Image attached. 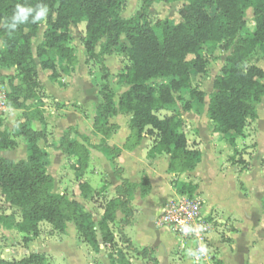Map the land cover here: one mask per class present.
Returning a JSON list of instances; mask_svg holds the SVG:
<instances>
[{"label": "trees", "instance_id": "obj_1", "mask_svg": "<svg viewBox=\"0 0 264 264\" xmlns=\"http://www.w3.org/2000/svg\"><path fill=\"white\" fill-rule=\"evenodd\" d=\"M154 2H183L180 21H152L150 10ZM18 4L33 8V12L17 29H11L10 17ZM125 5L126 0H0V68H15L19 76L11 78L7 103L11 109L22 111L24 120H17L11 131L0 118V150L16 148L15 131L29 144L26 160L17 162L0 157V195L19 210L20 221L14 227L20 234L36 236L42 223L64 234L68 224L72 223L88 246L98 250L103 245L110 251L108 258L112 264H131L124 254L119 260L113 254L118 248L112 229L117 213L121 211L124 215L122 224L129 225L134 217L131 195L139 188L142 198H146L152 190L151 182L146 175L142 176L140 184L122 178L116 196L104 204V215L99 222L94 221L93 214L80 202L65 193L54 192L55 180L48 172L46 161L48 154L40 146L41 141L47 143L48 136L38 91L40 84L35 78L37 59L43 70L52 72L53 80L59 79L61 73L69 75L78 64V57L69 45L72 40L69 29L72 25L85 23L87 62H98L104 71L99 90L101 103L94 127L107 139L118 126L107 127L102 121L118 114L131 117L130 135L123 147L109 148L112 164L116 165L115 160L123 151L132 152L143 144L147 135H155L157 138L148 157L168 155L169 172L176 177L194 172L201 155L189 146L180 111L164 118H160L158 112L176 109L179 102L185 100V90L190 91V101L183 108L185 112L191 111L192 101H204L205 92L194 87L192 72H208L205 47H209L210 54L220 47L230 52L214 81L208 114L215 125V133L228 138L234 150L237 149L236 137L244 135L249 121L258 119L257 106L264 98V69L249 66L259 47H264V0H144L131 18L122 17ZM45 6L47 17L43 21L34 20L36 13ZM250 9L254 16V31L247 28L245 20V12ZM42 24L48 30L44 42L35 52L33 41L39 36ZM99 44L101 50L97 52ZM116 53L123 54L130 63L127 70L118 75V83L128 87L118 102L111 91L105 66V57ZM15 78L19 79V84H15ZM28 101L37 104L31 106ZM31 120H38L43 129L34 130ZM73 135L79 136L82 142ZM101 146H92L88 137L79 135L71 127L56 149L74 157L72 169L84 173L89 168L90 149ZM172 186L177 194L190 197L198 190L197 184L178 178L172 181ZM79 188L84 198L94 193L87 182H82ZM98 189L97 192H102L105 186L100 184ZM0 224L13 227L2 214ZM121 236L122 242L132 247L130 241ZM133 251L151 264H159L153 250ZM47 259L43 253H32L21 260L2 259L0 264H47ZM217 264L223 263L217 261Z\"/></svg>", "mask_w": 264, "mask_h": 264}, {"label": "rangeland", "instance_id": "obj_2", "mask_svg": "<svg viewBox=\"0 0 264 264\" xmlns=\"http://www.w3.org/2000/svg\"><path fill=\"white\" fill-rule=\"evenodd\" d=\"M144 0H126V5L122 12L123 18H131L134 16L138 10L143 5ZM183 5V2H171V3H164V2H154L151 5L150 10V19L152 21L156 19H168L170 21L179 22L180 17V9ZM245 20L247 22V28L250 31L255 30V22L253 11L250 9L245 12ZM47 27L45 24H42L39 36L34 39L33 45L34 50L36 52V48L44 42L45 34H46ZM69 33L72 37L70 42V47L74 49L77 57H78V64L72 68L71 73L75 76L78 80L82 79H89L92 85L97 86L100 90V86L103 83V74L104 71L102 66L98 62H87L86 51L84 47V38L86 33V24H80L78 26L72 25L69 29ZM125 37H123V40ZM104 42V41H103ZM2 46V42L0 41V49ZM209 47H205V55L209 59L208 64V72L206 74H198L195 71L192 72L193 78V85L194 87L198 88L201 92H205V99L203 102L198 100H194L191 102L192 109L189 112L184 111V106L187 102L190 101V91H184V101H180L178 107L176 109L164 110L159 111L158 115L160 118L170 117L180 111L184 123H185V134L188 139L189 146H204L202 147V151L197 149L200 152L201 158H203V154L206 156H210L214 162L213 171L218 177L225 179L227 182L229 176H234L233 169L236 168L238 174L241 175L242 173H247L250 175H254L255 169L262 171V176L264 177V98L262 102L257 106V113L258 119L254 121H249L248 125L245 129L244 135L241 137H236L237 142V149L234 150L233 147L229 144L228 138L218 135L215 133V125L211 121L209 114H208V105H209V97L210 94L213 92V85L216 77L221 73V70L225 64L226 57L229 55V51L220 47L215 53H209ZM101 44L97 47V52H100ZM193 57H190V59ZM38 68L35 73V78L40 84L39 87V95L42 99L43 107L46 105L49 106L50 109H55V107L60 106V103L52 101H47L49 96L47 94V89L45 87L44 81H53L52 79V72L49 70H43L41 68L40 60L37 59ZM255 65L262 69H264V47L260 46L258 49L257 54L249 61V66ZM105 66L108 68L109 73V83L111 87V91L114 94L115 100H118L119 96L127 90V86L124 84H120L118 75L126 71L127 68L130 66L128 59L123 55L116 53L112 56L105 57ZM70 75V74H69ZM0 92H9L10 87L9 83L11 78H18V74L15 71V68L5 70L0 68ZM66 74L61 73L60 78H65ZM15 78V84H19V79ZM91 89V88H89ZM95 102V101H93ZM28 105L35 106L37 102L35 101H28ZM95 105V104H94ZM94 105L91 108H94ZM64 106V104H63ZM42 107V108H43ZM70 108L82 112V106L77 105L76 102L70 105ZM97 108V106H95ZM98 110V109H97ZM18 117H22V112H17ZM119 120V123L127 127L129 126L130 118L127 115H123ZM15 118V116H13ZM4 120V119H3ZM6 120V118H5ZM14 120V119H13ZM8 121H5V126H9ZM13 121H11V124ZM13 126V125H12ZM12 128V127H11ZM10 128V129H11ZM14 128H12L13 130ZM77 133L79 134L78 130L74 128ZM119 129V128H118ZM118 129L114 130L111 133L112 135H118ZM99 133V132H98ZM15 140L17 142V146L15 149L1 151L0 150V157H4L7 159H11L13 161H22L26 160L28 157L29 152V144L26 140L19 135L17 131L14 133ZM46 134L48 136V142L44 143L43 141L40 142V146L43 150H45L48 154L47 156V164H48V171L50 174L55 176L56 184H55V193H62V192H69L70 197H75L76 194H80V189L78 188L81 182L84 180L83 176H78L75 174V170L72 169V165L74 164L75 159L70 157L66 154L61 155L60 152L56 149V144H59L60 140H56L55 135L53 132L48 131L46 129ZM123 134L114 137L112 140L108 141L110 137L107 139H99L94 146H121ZM73 137H77V135H73ZM156 136H146L142 146H153L154 141L156 140ZM108 141V142H107ZM57 142V143H56ZM53 143V145H52ZM211 146V148H208ZM111 148V147H110ZM108 153V152H107ZM108 160L110 161L111 156L107 154ZM148 157V156H147ZM149 158V157H148ZM208 158V157H207ZM113 176L117 179L125 178L124 169L120 167V164L116 163V165L111 164ZM232 173V174H231ZM111 174V173H110ZM204 174L206 175L205 171ZM101 175H104L102 178V185L108 184L110 178L108 176V172L102 170ZM247 177H249L247 175ZM67 180V183H64ZM175 180V179H174ZM104 181V182H103ZM195 181V180H194ZM98 182V181H97ZM224 182V181H223ZM104 183V184H103ZM247 183L250 184V188L253 192L252 199L248 200V208L252 210L255 215H250L246 218V221L253 225L252 231L255 232L258 227V221H262V217L259 215L260 207L264 208V195L261 201V206L258 204V200L256 197L260 196V193L264 191V181L254 180L249 181ZM65 184V185H64ZM67 184V187H65ZM98 184V183H97ZM207 187H205V186ZM208 181L202 184V188L204 190L209 189ZM200 186V184H199ZM224 187L229 190L227 184H223ZM235 186L243 195L248 196L250 190L246 187L247 184L245 181L240 180V178H235ZM218 187V185H217ZM201 188V189H202ZM99 191V189H97ZM200 198L205 200L204 195L202 192L196 193ZM100 199V194H97ZM71 199V198H70ZM104 203V202H103ZM100 203L99 200L97 204ZM206 204V203H205ZM205 209V207H204ZM225 207L222 209L221 207H211L209 210L210 214L218 219V226L213 231L212 236L217 240L218 232L222 233L221 242L225 243V247L231 248L234 244V237L238 233V227H236L237 223L239 222L234 215L227 213ZM205 212V210H204ZM0 214L3 216L8 217V221L13 224V227L9 228L8 226H4L0 224V260L6 258L7 260H20L23 257H27L32 253H38L43 248V243L47 239L51 240H61V242L66 241V244L63 247H58V244H52L51 246L54 247L55 258L51 256H47V264H101L100 261H96L97 257L95 253H92V248L88 246L83 240L80 238L79 233L73 226L68 227L67 231L64 234H60L58 232L53 231L52 227L47 223H42L39 226V233L33 237H23L14 227L20 221V212L17 208L12 207L10 204L4 201L3 198L0 197ZM259 215V217H258ZM244 216H241V220L243 221ZM259 218V219H258ZM261 219V220H260ZM238 221V222H237ZM257 221V222H256ZM264 221V216H263ZM247 223V224H248ZM223 230L221 229V225H223ZM151 225V226H150ZM154 224H149L146 219H143V222L140 225L130 232L132 240L135 242V246L137 248H144L148 243H154L155 239H151L150 230L151 229H162L157 228ZM113 230L116 234L120 231V226L118 224L113 225ZM227 232V233H226ZM170 233V232H169ZM228 234V235H226ZM247 238V239H246ZM248 241V245L244 247L242 250L243 253H248L251 251H255L254 258L256 255L259 257L264 256V228L261 230L260 236V243L258 244L257 249H253V242L252 240L255 239L253 237V233L248 231L246 232L245 238ZM118 241V248L113 252L114 256H116V260H119V256L124 254L127 256V259L130 260L131 264H137V262H144V264H151L149 261L145 260L143 257L139 256L132 250V247H128L126 244L122 242V236L118 234L117 236ZM168 242L175 243V236L173 233L169 234L166 238ZM255 242L257 240L255 239ZM85 249H81V247ZM179 247V246H178ZM131 249V250H130ZM253 249V250H252ZM96 252L97 250L94 249ZM221 250H224V248ZM257 250V251H256ZM109 250L105 248L104 254L100 257H105L109 255ZM74 255V256H73ZM179 256L184 255L178 254ZM177 255V256H178ZM214 262L216 261H223V254L220 249H215L214 251ZM73 257V260H72ZM158 258L162 261V264H167L166 257L163 253L159 254ZM99 260H101L98 257ZM264 259V257H262ZM72 261V262H71ZM96 261V262H95ZM103 264H107L105 260H102ZM140 264V263H138ZM142 264V263H141Z\"/></svg>", "mask_w": 264, "mask_h": 264}, {"label": "crops", "instance_id": "obj_3", "mask_svg": "<svg viewBox=\"0 0 264 264\" xmlns=\"http://www.w3.org/2000/svg\"><path fill=\"white\" fill-rule=\"evenodd\" d=\"M64 77L65 78L63 79L59 78L57 80H53L52 82L44 81L45 82L44 85L47 89V94L49 96V99L47 101L49 102L54 100L55 102L60 103V106L57 105L55 109L54 108L50 109L48 105L42 108L46 120L45 128L48 131L54 133L56 140L58 139L61 140L64 133L69 128L71 127L76 128L79 132V135L88 137L90 139L91 145L94 146L96 145V142L99 139H105V136L102 135L101 133H98V131L94 127L95 118L99 114V106L101 103V98L99 96V89L97 88V86L92 85L93 83H91L89 79L78 80L75 76H73V73H70V75H66ZM118 100L116 101L118 102ZM72 102L73 103L76 102L77 105H81L82 112L70 108ZM93 105L94 108H91V106ZM95 106H97V108H95ZM18 111L20 110L9 109L7 112L3 114L2 119H4V125H5V121H8L7 122L8 125L10 124L7 127L5 126L6 128L8 129H10L11 127L14 128L17 120L19 119L22 120V117H18L17 114ZM13 116H15V118H13ZM122 117H124L122 114H118V116H116L115 118L102 121V123H105L107 127H110L112 125L118 126L119 128L117 131L118 135L116 136L112 135L110 139H108V141H113L112 139L114 137L116 138L117 136L123 134L121 146H108V147L101 146L99 148H91L90 149L91 160L88 170L84 173L75 172L76 175L78 176L81 175L84 177V180L82 182L89 183V185L94 190V193L88 198H84L81 194V191L79 195L76 194V196L73 198L70 197L69 192L61 193V194L65 193L69 196V198L80 202L88 212L93 214L95 222H99L103 218L104 204L116 196V189L122 184V179L120 180L114 178L112 174L113 173L111 166L112 162L111 160L109 161L107 157V154L110 155V149H109L110 147L122 148L127 137L130 135L129 126L124 127L119 123V120ZM11 121H13L12 124ZM30 125L36 131H40L43 129V125L38 120H31ZM12 128L10 129L11 131ZM73 138L82 142V139L79 136ZM57 145L58 144H56V146ZM152 147L153 146L141 145L132 152L123 151V153L115 160V162L120 164V167L124 169L125 179H128L130 182L134 184H140L142 176L146 175L149 178L152 185L151 193L146 198H142L139 188L131 195L130 198L134 210V217L131 223L129 225H123L122 221L124 219V215L122 214L121 211H119L117 213V220L113 224V225L118 224L120 226V231L118 234L123 235L126 239L130 241L132 245V250L133 249L142 250L144 248H149L153 250V256L158 259L159 264H162V261L160 260V258H158L159 254L161 253H163L164 256L166 257L167 264H192L187 254L179 250L176 237H175V243L166 241L167 236L172 233L167 229H151L150 230V234L152 237L151 239H155V242L146 244L144 248H137L135 246V242L132 240V237L130 235V232L136 229L140 225V223L143 222V219H146L149 224H154V219L160 214V212L166 206V204L170 202L172 199H175L178 196H180L179 194H177L176 190L172 186V181L178 178L180 181L192 182L198 185V190L196 193L202 192L205 197L204 201L206 204L204 206L205 207L204 210L206 214L212 216L209 212L211 207H215V208L221 207L222 209L225 207V209H227L226 210L227 213L234 215V217L238 219L239 222L237 221L238 223L236 225V227H238V233L234 237L235 241L231 248L225 247V243H223V241L221 242L220 238H222L221 236L223 235V232L222 233L218 232L217 240L214 238V236H211L215 248H218V250L220 249V252L222 251L223 254L222 257L224 263L222 261L221 262L223 264H264V259H262V257L264 256L259 257L258 255H256L255 258L253 256L255 253L253 249L255 248L257 249L258 244L260 243L261 230L262 228H264V221H263L264 208L260 207L261 206L260 199H262L264 195V191L260 193L259 197H256V200H258V204H260L259 215L262 217L261 222L256 221L258 223V227L256 231L255 232L252 231L253 225L249 226L250 223H248V221L244 222L246 221V218H248L250 215H255L252 212V210L248 208L247 201L252 199L253 192L250 188V184L247 183V180L254 181L257 179L261 181L262 179L264 181V177L261 174L262 171L260 170V168H258V170L255 169L254 175L247 174L246 172L239 175L237 169L234 167L232 168L233 169L232 173H234V176L232 177L230 175L228 181L226 182L225 179H223L224 177L220 178L216 174H214L213 171L214 162L212 158L210 156H206V154H203V158H201V161L200 163H198V166L194 172L183 174L181 176L176 177V175L169 172L168 155H160L153 159L147 157ZM202 147L204 146H190L191 149L194 150L200 149V151H202ZM208 148H211V146H208ZM58 152H60L61 155L64 154L60 150H58ZM102 170L108 172L110 182L108 184L103 183L105 186L104 191L97 192V189L99 185L102 183V178L104 176L101 175ZM204 171L206 175L204 174ZM247 175L249 177H247ZM53 178L56 184L57 179L55 178V176H53ZM235 178H240V180L246 182L247 184L246 187L250 190L248 196H245L240 191H238V189L235 186ZM203 181L204 184L208 181L209 189L204 190L201 187ZM64 183H67V180H65ZM223 184H227L229 190H227V188L224 187ZM65 187H67V184ZM97 194H100V199L99 196H97ZM98 200L100 203L103 202L104 203L97 204ZM241 216H244L243 221L240 219ZM113 225H112V229H113ZM70 226H73V228L76 229L74 224L72 223L68 224V227ZM223 226L224 224L221 225L222 230H223ZM248 231L253 233V237L257 240V242H255V239H253L252 240L253 251L248 253H243L242 250L244 249V247H246V245H248L247 244L248 241L246 240L247 238L244 239L246 236V232ZM118 234H116V238ZM22 236L25 237V235ZM66 241L67 240L61 242V240L55 241V240L47 239L45 243H43V248L40 251H38V253H43L46 254L47 256H51L55 258L54 247L51 245L54 243V244H58V247H63L66 244ZM82 248L85 249L83 246L81 247V249ZM221 248L222 249L224 248V250H221ZM91 250L92 253H95L97 257L96 261H100L101 264H103L102 260H105L107 264H112L108 256H106V254L104 255L105 257H100L102 254H104L105 247L103 245H100V248L97 250V252L93 248ZM178 254L184 255L185 258H182L183 256H179ZM98 257L101 260H99ZM3 260H7V259L4 258ZM138 263L144 264V262H139V261L137 262V264Z\"/></svg>", "mask_w": 264, "mask_h": 264}, {"label": "built area", "instance_id": "obj_4", "mask_svg": "<svg viewBox=\"0 0 264 264\" xmlns=\"http://www.w3.org/2000/svg\"><path fill=\"white\" fill-rule=\"evenodd\" d=\"M7 92H0V118L11 109ZM1 198H5L0 195ZM205 201L197 194L180 195L172 199L154 219L157 228L171 231L179 250L187 254L192 264H217L214 262L215 246L211 236L218 226V219L204 212Z\"/></svg>", "mask_w": 264, "mask_h": 264}, {"label": "clouds", "instance_id": "obj_5", "mask_svg": "<svg viewBox=\"0 0 264 264\" xmlns=\"http://www.w3.org/2000/svg\"><path fill=\"white\" fill-rule=\"evenodd\" d=\"M33 12V8L31 7H25L23 5H16L15 11L13 15L10 17V20L12 23L9 25L11 29H17L20 24H22L24 21H26L29 17V15ZM48 14V8L45 6L43 9H41L39 12L36 13L35 17H33L34 20L43 21Z\"/></svg>", "mask_w": 264, "mask_h": 264}]
</instances>
